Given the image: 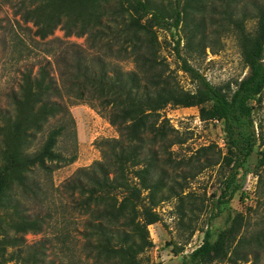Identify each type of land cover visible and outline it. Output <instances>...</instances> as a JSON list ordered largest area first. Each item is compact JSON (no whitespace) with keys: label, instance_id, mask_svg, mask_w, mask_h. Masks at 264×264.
I'll return each mask as SVG.
<instances>
[{"label":"trees","instance_id":"trees-1","mask_svg":"<svg viewBox=\"0 0 264 264\" xmlns=\"http://www.w3.org/2000/svg\"><path fill=\"white\" fill-rule=\"evenodd\" d=\"M217 1L221 7L216 0H175L167 13L151 0H0L35 29L36 45L44 42L43 63L35 72L30 68L21 74L11 112L0 124V264H53L45 259L43 242L30 245L25 237L41 232L51 216L53 195L45 182L75 156L67 159L56 151L65 131L61 121L39 148H32L44 126L70 116L69 107L76 103L90 106L118 134L98 143L100 161L78 169L62 185L71 209L83 217L85 248L93 264H142L140 256L152 246L148 227L160 221L156 208L178 197L168 152L182 141L161 115L167 106L197 108L201 121L222 124L224 155L215 145L201 147L196 157L190 155L175 168H187L190 175L192 167L228 169L212 219L233 198L240 189V172L257 145L251 102L264 91V4L256 6L257 29L248 36L243 19L233 17L229 3ZM205 12L211 19L218 15L230 22L240 35L247 74L229 93L188 63L181 55V38L172 35L197 14V27H204ZM58 28L66 39L46 41ZM158 32L171 35L179 70L195 84L193 92L175 84L160 57ZM70 37L85 38L86 47L71 43ZM124 61L132 65L130 70L122 67ZM214 150L217 157H208ZM257 167L264 168V147ZM29 204L47 207L48 213L30 214ZM242 226L243 215H235L214 241L207 229L183 264H264V230L236 240Z\"/></svg>","mask_w":264,"mask_h":264},{"label":"rangeland","instance_id":"rangeland-1","mask_svg":"<svg viewBox=\"0 0 264 264\" xmlns=\"http://www.w3.org/2000/svg\"><path fill=\"white\" fill-rule=\"evenodd\" d=\"M160 9L171 13L175 0H151ZM219 7L222 6L216 0ZM233 10V17L243 19V27L248 36H253L257 29L255 18L256 6L264 4V0H224ZM220 9V8H218ZM246 15L245 18H243ZM205 12L204 27H197L201 20L199 14L187 27L172 31L174 39L181 38V55L197 69L210 84L229 93L235 88L237 81L246 74L240 35L228 21L220 20L218 15L210 18ZM30 24H24L14 10L0 5V124L6 114L11 112V97L19 88L21 74L43 63V43L36 45L38 38ZM58 28L46 41L66 39ZM160 57L167 64L170 75L177 87L182 91H194L195 84L188 75L179 70V61L173 51L174 42L171 35L158 32ZM71 43L86 47L85 38L70 37ZM264 62V53H263ZM125 70L132 65L128 61L120 63ZM257 101H252L254 130L257 145L249 156L238 177L240 189L227 203L222 204L215 218L216 201L221 194L228 169L214 166L202 170L192 167V175L187 168L180 166L182 160L192 155L201 147L215 145L224 155V135L222 124L218 121H201L197 108H181L167 106L161 115L177 132L181 144L170 148L168 154L172 161L171 183L174 191L181 197H170L161 202L156 211L160 221L148 227L152 246L141 256L142 264H183V259L195 250L203 241L208 229L214 241L219 232L227 227L237 214L243 215L242 229L239 236L250 237L264 230V168L257 167L259 152L264 145V91ZM70 116L49 121L41 134L33 143V150L39 148L46 133L61 121L65 131L59 139L56 151L67 159L75 156L72 163H62L45 182L44 188L52 194L54 205L50 206V217L45 218L41 232L28 234L27 244L43 242L46 247L45 259L53 264H93L85 248L83 217L71 209L70 198L64 193L62 185L72 178L80 168L91 166L101 160L98 143L105 139L118 137L116 130L94 109L84 103H76L69 107ZM210 158L217 157V151L207 153ZM170 171V168H169ZM181 188L183 190L181 191ZM47 207L29 204L30 214L45 215ZM3 222L2 225H5ZM235 240V241H236ZM14 264V263H7ZM213 264H251L226 260Z\"/></svg>","mask_w":264,"mask_h":264}]
</instances>
